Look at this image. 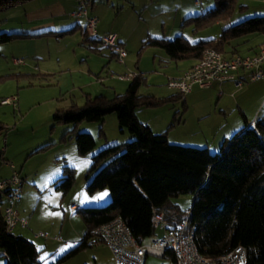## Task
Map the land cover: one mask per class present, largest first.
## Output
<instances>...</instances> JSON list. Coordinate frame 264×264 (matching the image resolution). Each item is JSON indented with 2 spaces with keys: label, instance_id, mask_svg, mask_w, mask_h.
<instances>
[{
  "label": "rangeland",
  "instance_id": "374dc122",
  "mask_svg": "<svg viewBox=\"0 0 264 264\" xmlns=\"http://www.w3.org/2000/svg\"><path fill=\"white\" fill-rule=\"evenodd\" d=\"M46 1L33 0L0 10V34L22 31L21 27L26 25L24 12ZM59 1L69 10V14L73 15L79 9L78 0ZM81 1L87 2L86 6H93L91 15L96 18L97 26L101 25L100 27L110 31L106 35L115 33L120 36V41L126 47L123 48L126 51L124 62L132 70L127 73L122 71L123 64H119L116 59L109 67L105 58L97 57L91 46H86L81 39L85 28L84 18L78 19L72 15L65 21H55V26L40 32V36L0 44V102L15 99L13 105H0V181L9 178L14 172L23 182L16 210L19 217L26 221L27 227H17L11 235L20 236L32 243L38 252L40 264H56L57 260L73 247L65 248L64 244L69 239H74L83 229L81 217L75 210L69 211L71 205L78 208H99L109 203L110 197L106 189L93 194L86 191L85 176L90 158L106 147L125 144L132 139L126 131L120 132L114 114L105 116L101 123L82 122L75 126L55 121V114L72 107L81 108L88 99L93 100L100 95L107 100L123 95L119 94L120 89L115 83L119 84V77L129 73L136 74L133 69L137 55L141 58V71L145 73L143 80L153 78L155 74L163 75L165 67L156 64L160 55L166 56L165 52L144 47L143 42L147 38L173 40L181 36L188 43L194 44L213 39L224 29L241 21L264 17V0H230L224 20L217 21L218 25L216 21H211L215 24L201 29L199 26L196 29L194 21L198 16L212 10L215 0ZM260 39V36H248L233 41V44L239 46L238 53L244 55L249 47ZM153 57H156L154 64ZM13 60L20 61L21 64L14 65ZM108 71L113 73L112 78L115 79L114 84H111L114 86V93L110 90V83H106L110 75ZM169 78H165V82L159 78L158 85H145L142 82L138 93L148 95L158 92L171 97L175 92L166 86ZM259 83L244 85L239 90L244 91V94L239 97L247 104H257L264 99V89H256V84ZM123 85L126 86V83ZM196 89L205 90L195 87ZM201 94V101L189 108L187 116L184 108L179 106V114L187 122L177 130L173 128L176 121L172 123V128H169V122V125L163 124V118L172 106L161 104L155 107L140 106L137 109L145 110L147 113L144 115L149 116L148 119L151 118L150 112H156V123H159L157 127H163L164 132L170 133L169 144L207 148L210 153H215L223 140L216 144L217 138L221 136L215 133L214 128H211L210 136L207 134L208 141L203 139L205 128L209 129L203 127L204 124H209L208 122L214 119H201V115L217 114L220 105L229 112H236L239 117L237 110L233 109L234 99L238 96L234 99L224 98L220 102L215 92L204 91ZM172 114L173 112L171 116ZM239 120L243 126V119L239 117ZM251 120L250 117L247 121ZM232 129L233 132L226 136L225 140L239 128ZM72 133L88 134L92 137L94 148L86 156L77 154ZM204 143L208 146H202ZM64 166L72 169L74 178L73 186L66 194L55 191L51 186V183L61 176ZM191 201L190 195L170 199L172 204L178 206L182 215L187 213ZM4 206L5 197L0 195V211ZM37 234H43L47 239L36 238ZM103 249L102 245H91L60 264L109 262L110 259L106 257ZM1 254L0 252V264H5V258ZM95 256L100 258L96 263L93 262ZM144 264L170 263L165 259L148 257Z\"/></svg>",
  "mask_w": 264,
  "mask_h": 264
},
{
  "label": "trees",
  "instance_id": "16d2710c",
  "mask_svg": "<svg viewBox=\"0 0 264 264\" xmlns=\"http://www.w3.org/2000/svg\"><path fill=\"white\" fill-rule=\"evenodd\" d=\"M29 1L33 0H0V10ZM229 4L230 0H215V7L194 21L196 29L224 20ZM40 35L0 34V44ZM248 36L264 38V17L247 19L224 29L217 42L208 39L190 44L177 36L173 40L147 38L143 46L163 50L174 62L198 61L208 49L231 58L238 55L239 47L233 41ZM141 84L139 77L134 78L121 96L111 100L97 96L88 99L81 108L72 107L54 116L55 121L75 126L82 122L101 123L105 116L114 114L120 132L126 131L132 137L130 142L106 147L90 158L86 191L93 194L106 189L110 200L103 207L75 210L85 225V233L56 264L89 248L93 230L117 217L138 244L158 236L152 229L154 213H162L167 229L175 230L185 215L170 199L182 195L192 196L187 211L188 228H194V242L200 255L216 259L241 246L246 250V264H264V114L252 126L244 125L223 141L215 153L207 148L169 144L164 133H153L136 119L134 112L140 106L155 107L170 98H139L136 92ZM71 137L79 156H86L94 148L88 134L72 133ZM73 180L72 169L64 166L51 186L66 194ZM0 252L5 264H40L32 243L5 231L2 211ZM164 259L173 263L170 253Z\"/></svg>",
  "mask_w": 264,
  "mask_h": 264
},
{
  "label": "built area",
  "instance_id": "2783aa9c",
  "mask_svg": "<svg viewBox=\"0 0 264 264\" xmlns=\"http://www.w3.org/2000/svg\"><path fill=\"white\" fill-rule=\"evenodd\" d=\"M79 9L72 16L84 18L85 37H95L96 18L88 14L86 3L79 0ZM100 45L109 50L119 64L124 63L126 51L116 42L114 35H105L98 39ZM14 65L21 64L13 60ZM240 72H246L247 82H254L264 78V42L252 55H236L225 58L219 52L205 50L201 58L180 77L169 78L167 88L176 93L179 100L183 101L193 88L207 89L212 85H220L231 82L235 88L242 87V80L237 79ZM138 74L129 73L119 77L120 81H129L137 78ZM14 98L5 99L0 105H13ZM253 123L250 125L252 126ZM22 180L19 175H12L0 181V195L5 197V206L2 209V219L5 231L11 233L15 228L25 229L27 223L17 213L16 206L20 201ZM189 212L175 230L167 229L162 213H154L152 216V229L158 236H153L143 244H138L130 234L120 218L95 228L90 245H102L106 247L114 264H144L145 259L153 257L164 259L167 253L173 256L170 264H246V250L239 246L216 259H210L200 255L194 242V228H188ZM36 238L46 239L43 234H37ZM55 240V239H54Z\"/></svg>",
  "mask_w": 264,
  "mask_h": 264
},
{
  "label": "crops",
  "instance_id": "0c3cea01",
  "mask_svg": "<svg viewBox=\"0 0 264 264\" xmlns=\"http://www.w3.org/2000/svg\"><path fill=\"white\" fill-rule=\"evenodd\" d=\"M79 6L80 5H78V8H79ZM86 7L88 10V14L90 16H93V15H91V13L94 10L93 6L91 5V6H86ZM71 15H72V13L69 14V10L66 9L65 5L63 3H61L59 0H47L45 3H42V4L40 3L36 6H32L24 12L26 25H25V27H21L22 31H19V33L29 35V34H38L40 32H44L46 29L53 28L55 26V21H65L66 19H70ZM84 25H85V20H84ZM100 26L101 25L97 26V24H96V26H95V37H91V38L84 36V28H83V31L81 34V39H82L83 43L86 44V46H88V45L91 46V50L95 53V55H97V57H100L101 59L105 58L107 61V64L110 67V64L112 65V63L114 62L113 60H115L114 56H112V54L109 52V50L103 48L100 45V43L96 42V40H98L102 36L109 34L108 32H110V31H107V29H104L103 27H100ZM111 34L115 36L116 42L119 43L125 49L126 48L125 44L120 41V36L115 34V33H111ZM218 38H219V35L213 37V39H210V40L217 42ZM262 42H264V38H261L253 46L249 47L248 51L246 53H244V55H252L253 53H255L258 49V46ZM238 55H241V54L238 53ZM241 56H243V55H241ZM159 57L160 58H159L156 65L157 66H164L166 74L165 73L163 75L155 74V76L153 78L151 77L149 79L143 80V78L145 77V73H142L143 71H141V58L139 55H137V61L135 62V67L133 70L136 71V74L138 73V77L142 80V82H144L145 85H148L149 83L158 85V84H160L159 78H161L162 82L163 81L165 82L167 77H170V78L180 77L183 73L188 71L196 63V60H180V61L174 62V61H170L167 56L164 57V56L160 55ZM226 58H230V57L226 56ZM101 59H100V61H101ZM154 61H156V57L152 58L153 64H154ZM123 67H124V69L122 71H124L126 73L128 71L132 70L131 68H129L125 64V62L123 63ZM108 72H110L109 73L110 75L108 73H106L107 75H109V78H108L109 80H107L106 83H108V82L110 83V87H111L110 90H112V92L114 93L115 89L113 88L114 86L112 87L111 84H114L115 79L112 78L113 73H111V71H108ZM247 76H248V74L246 72H240L237 75V79L242 80V82H243L242 87L244 85H246L247 83L260 82L259 84H256V87H257L256 89H258V88L264 89V78H261L259 80L254 81V82H247ZM129 82L130 81H120L119 84L115 83V85H117V88L120 89L121 93H119V94L125 93ZM99 83H102V82L99 81ZM124 83H126V86L123 85ZM157 85H155V86H157ZM241 88H235V86L231 82L223 83L220 85L215 84V85H212L211 87H209L205 90H197V89L195 90V88H193V90L187 96H185L184 100L181 101L178 99V97L175 93L171 97H166L167 95H163V94L158 93V92L149 93L148 95H143L141 93H138L139 89H140V87H139L137 92H136V96L139 98H147V99H151V100H164V99L170 98V100H168L166 103H164V105L168 106V107L172 106V108L170 107V110L168 112H166V115L164 118L162 116H160V118L164 119L163 120L164 125L168 124V122H169V124L170 123L172 124V123H174V121H176V126H174V127L172 126V127L175 128L174 130H177V129L184 127L186 125V122H187L186 119H182V115L179 114L180 107L182 106L184 108L185 115L187 116V113L189 112V108H191L195 104L197 105L198 101H201V99H202L201 93H204V91H207V93H210L211 91L213 93L215 92V94H217L216 96L218 97V100L220 102L224 98L225 99H227V98L234 99L235 96L237 95L238 97L236 99H234L235 108L233 106V109L237 110L239 117L243 119L244 125H246L248 127L259 116L264 114V99H261L257 104H253V105L247 104V103H245L244 100H242L239 97V96L244 94V91H239ZM234 92H236V93L234 94ZM100 96H102V95H100ZM118 96H121V95H118ZM218 110L219 111L217 114L213 113L212 115H209V114L208 115H201V119H208L210 117H213L214 120H210V122H208L209 124H206V125L204 124V126H203V127L209 128V129L205 128V131H204L205 134L203 135V139H205V141H208V138H209L208 136H210V130H211V128H214L215 133H219V135L221 136V137L217 138L216 144H218L220 142V140L225 141L226 136H228L229 134H231V132H233L234 129H232V128H235V130H237L239 128L238 129V131H239L244 127V125L242 126V124H240V120H239V117L236 115V112H232V111L229 112L228 110L222 108L220 105L218 107ZM172 112H173V114L171 116ZM145 113H147V112H145V110L143 111V109H137L136 108L135 109L136 119L140 123L149 127L151 131L158 132L156 134L164 133L166 135L167 142H169L168 140L170 139L169 138L170 133L164 132L163 127L162 128L160 127V129L157 127V125H159V123L158 122L156 123V118H157L156 112H150V116H151L150 119H148L149 116L148 117L145 116L146 115ZM185 115H184V117H185ZM248 116H250L252 118V120L250 122L247 121L248 118H250ZM237 119L239 122L237 121ZM157 130H161V131H157ZM203 130H204V128H203ZM207 134H208V136H207ZM203 139H202V141H203ZM222 142L220 143V145L222 144ZM202 146H208V145L206 143H204ZM76 209H78V207L71 205L69 208V211H74ZM84 233H85V225L83 223V229H81V231L78 233V235H76V237L74 239H72V240L69 239V241H67L63 247L68 248L69 246L76 245L79 242V240H81ZM54 239L55 238H53V240ZM103 250H104V253L106 254V257H108L110 259L109 262L107 261L103 264H114L109 250L106 247H104ZM99 259L97 256H95L93 258V262L96 263L97 260H99ZM144 263H145V261H144Z\"/></svg>",
  "mask_w": 264,
  "mask_h": 264
},
{
  "label": "snow or ice",
  "instance_id": "6c2138e0",
  "mask_svg": "<svg viewBox=\"0 0 264 264\" xmlns=\"http://www.w3.org/2000/svg\"><path fill=\"white\" fill-rule=\"evenodd\" d=\"M41 259H44V257H41Z\"/></svg>",
  "mask_w": 264,
  "mask_h": 264
}]
</instances>
